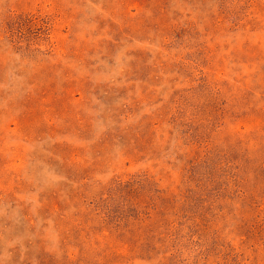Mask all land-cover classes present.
<instances>
[{
  "label": "rangeland",
  "instance_id": "1",
  "mask_svg": "<svg viewBox=\"0 0 264 264\" xmlns=\"http://www.w3.org/2000/svg\"><path fill=\"white\" fill-rule=\"evenodd\" d=\"M0 264H264V0H0Z\"/></svg>",
  "mask_w": 264,
  "mask_h": 264
}]
</instances>
